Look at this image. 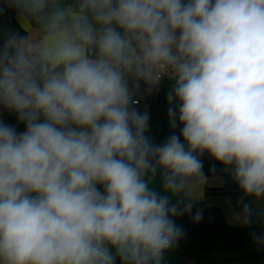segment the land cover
<instances>
[{
  "label": "clouds",
  "instance_id": "obj_1",
  "mask_svg": "<svg viewBox=\"0 0 264 264\" xmlns=\"http://www.w3.org/2000/svg\"><path fill=\"white\" fill-rule=\"evenodd\" d=\"M0 264H163L209 177L264 226V0H0ZM167 77L172 129L148 135L141 85ZM182 137V139H181ZM161 173V189L155 176ZM211 171L215 173L216 166ZM174 201V202H173ZM264 248V232H251Z\"/></svg>",
  "mask_w": 264,
  "mask_h": 264
},
{
  "label": "trees",
  "instance_id": "obj_2",
  "mask_svg": "<svg viewBox=\"0 0 264 264\" xmlns=\"http://www.w3.org/2000/svg\"><path fill=\"white\" fill-rule=\"evenodd\" d=\"M169 107L172 106H164L153 113L156 143L164 142L172 134L180 135L182 126L179 123L175 129L169 126ZM202 160L204 166H223L208 154ZM161 173L162 170H158L154 178L157 190L161 189ZM197 209L203 212L199 223L193 222L192 214L175 219L185 235L177 246L165 253L163 264H251L264 259V248H257L247 233H233L217 206L193 202V212ZM116 264H120L119 259Z\"/></svg>",
  "mask_w": 264,
  "mask_h": 264
},
{
  "label": "crops",
  "instance_id": "obj_3",
  "mask_svg": "<svg viewBox=\"0 0 264 264\" xmlns=\"http://www.w3.org/2000/svg\"><path fill=\"white\" fill-rule=\"evenodd\" d=\"M0 27L11 28L18 31L21 35H25L26 32L21 24L16 19V14L13 10H7L3 17H0ZM164 81V80H163ZM163 81L161 82L160 91L158 93L156 104L154 106H143V111H147L149 114V125L150 129L148 135L153 138L154 124H153V113L156 109L160 108V98L162 94ZM167 81V80H166ZM169 82V81H168ZM142 90V85H141ZM141 90L137 96H140ZM0 122L6 123L16 128L17 132H22L25 127L22 123L18 122L17 117L14 113L0 108ZM212 166H204V172L209 177L208 183L203 187L200 194L201 198L194 202L203 205H214L217 206L228 224L230 230L233 233H247L250 235L251 232L261 233L264 232V226L260 224H253L249 227L241 226L234 218V213L238 211L237 200L242 193L239 191L238 186L233 183L229 173L224 171V166H216V171H211ZM251 203L254 210L264 209V201L246 200ZM251 264H264V259L253 261Z\"/></svg>",
  "mask_w": 264,
  "mask_h": 264
},
{
  "label": "built area",
  "instance_id": "obj_4",
  "mask_svg": "<svg viewBox=\"0 0 264 264\" xmlns=\"http://www.w3.org/2000/svg\"><path fill=\"white\" fill-rule=\"evenodd\" d=\"M163 80H167L173 84L175 83L174 81L168 79L167 77H165ZM161 82L159 83V85L157 86V88L155 90H149L146 85L142 84V90H141L140 96L137 98L138 103L136 105V107L140 111L143 110L144 105L154 106L156 104V99H157L158 93L160 91Z\"/></svg>",
  "mask_w": 264,
  "mask_h": 264
},
{
  "label": "rangeland",
  "instance_id": "obj_5",
  "mask_svg": "<svg viewBox=\"0 0 264 264\" xmlns=\"http://www.w3.org/2000/svg\"><path fill=\"white\" fill-rule=\"evenodd\" d=\"M173 87H174L173 83L168 82L166 80L163 81L162 94L160 98V108H163L164 106H173V105H169L167 101V96L169 92H171Z\"/></svg>",
  "mask_w": 264,
  "mask_h": 264
}]
</instances>
